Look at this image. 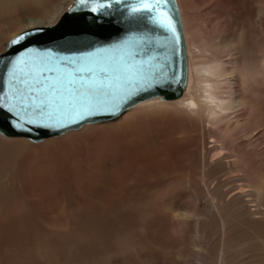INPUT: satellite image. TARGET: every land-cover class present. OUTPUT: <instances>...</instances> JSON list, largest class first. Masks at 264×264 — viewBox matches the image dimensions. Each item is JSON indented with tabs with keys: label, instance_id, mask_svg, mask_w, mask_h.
Instances as JSON below:
<instances>
[{
	"label": "rangeland",
	"instance_id": "1",
	"mask_svg": "<svg viewBox=\"0 0 264 264\" xmlns=\"http://www.w3.org/2000/svg\"><path fill=\"white\" fill-rule=\"evenodd\" d=\"M8 1L0 53L72 0ZM181 3L190 75L217 65L225 118L156 98L40 142L0 134V264H264V0Z\"/></svg>",
	"mask_w": 264,
	"mask_h": 264
},
{
	"label": "water",
	"instance_id": "2",
	"mask_svg": "<svg viewBox=\"0 0 264 264\" xmlns=\"http://www.w3.org/2000/svg\"><path fill=\"white\" fill-rule=\"evenodd\" d=\"M133 2L135 0H125V3ZM117 8H122V5H114L112 9H105L104 11L109 12L110 15H102L99 11L92 13L84 6L78 5L77 0H74V5L68 9L56 27L42 29L39 34L26 38L23 47L11 46V42L8 44L6 52L0 55V57L6 58L0 60V105H3L0 108L1 135L11 138L23 137L33 142H40L70 130H78L87 124L115 120L134 107L129 104L115 115L101 114L89 117L82 121L81 125L72 124L69 127H57L54 121H50L48 122L50 126L47 128L25 125L24 131L14 130L10 126L13 117L8 112V104L10 99L15 101V84L8 75V69H11L12 66L8 65V69H6L5 65L7 60L15 58L17 53L25 57L24 62L17 68L19 76L29 73L38 74L46 68H51L56 71L45 73L50 79L55 80L57 75L67 79L69 72L66 67L67 62L60 58L67 57L69 60L75 61L76 65L85 68L115 67L122 63V58L126 57L132 38L147 32L160 41H168L169 43L167 47L153 49L151 56L154 59L151 60V66L145 67L144 71L149 74L152 72L164 73L168 79L166 82L165 78L161 77L157 84L135 98V105L151 98L160 97L163 100H177L183 96L187 82V79L185 82L183 78L184 60L185 56L187 60V52L176 1L169 0V8L172 9L169 15L172 16L173 22L176 24L177 35L182 32V39L174 45L171 43L172 37L169 32L153 27L151 23L142 18L132 19L129 17L126 19L127 11H117ZM70 9L77 10L70 11ZM49 51L53 53L52 59L39 55ZM30 52L37 54L30 55ZM148 59V56L137 57L135 63L139 64L142 60ZM174 71L178 73V82L171 81ZM83 75L87 78L88 74L84 73ZM29 127H31V131L27 130Z\"/></svg>",
	"mask_w": 264,
	"mask_h": 264
},
{
	"label": "snow or ice",
	"instance_id": "3",
	"mask_svg": "<svg viewBox=\"0 0 264 264\" xmlns=\"http://www.w3.org/2000/svg\"><path fill=\"white\" fill-rule=\"evenodd\" d=\"M78 5L92 13L101 12L102 15H110L105 9H112L114 5H122L117 11H127L126 19L142 18L153 25L171 34V43L174 45L182 39V32L177 35L176 24L169 12V0H135L133 3H125V0H77ZM77 9H70L76 11ZM42 31L35 28L30 32H24L11 41V46L23 47L26 38L35 36ZM168 41H160L147 32L133 37L129 44V51L122 63L118 66H102L98 68H85L76 65L75 61L67 57L66 67L69 69L67 79L57 75L55 80L50 79L46 72L56 71L46 68L38 74H25L19 76L17 68L25 60V57L17 56L7 60L5 68L8 69L9 79L15 84V101L11 99L8 104V112L13 117L10 126L17 131H24L25 125L47 128L50 121H54L57 127H69L72 124L81 125L82 121L89 117L101 114L115 115L131 104L141 93L149 90L157 84L161 77H167L164 73L144 71L151 66V56L154 48L167 47ZM36 55L37 53H29ZM47 59L53 58L52 52L39 54ZM148 56V60L135 63L137 57ZM6 58L0 57V60ZM84 73H87V78ZM184 80L187 79V60H184ZM171 81L178 82V73L173 72ZM143 103V101H141ZM3 105H0L2 108ZM31 131V127L27 129Z\"/></svg>",
	"mask_w": 264,
	"mask_h": 264
},
{
	"label": "bare ground",
	"instance_id": "4",
	"mask_svg": "<svg viewBox=\"0 0 264 264\" xmlns=\"http://www.w3.org/2000/svg\"><path fill=\"white\" fill-rule=\"evenodd\" d=\"M8 1V0H7ZM6 0H0V12H2L3 10H5L7 8V2ZM49 0H46V2ZM68 1V0H66ZM176 1V4L178 6V10H179V14H180V19L182 22V26H183V31H184V38H185V45H186V52H187V60H188V71H187V82H186V86L184 89V94L181 98L177 99V100H163L160 97H157V99H160L161 101H163V104L166 105H185V110H187L188 112H195V109L200 110V113H206V119L209 122H216L221 123V121L225 118L223 115L224 111H227L229 108L226 107L224 104V101H226L225 98L223 97H219L217 95V93L215 92V90H211L212 88V79L210 78V76H212L211 70L215 69L217 67L216 64H211V65H207V68H203V69H198L196 68V65L193 63L192 68L190 69L192 72H194L193 75H190V71H189V58L192 59V53L188 54V43H187V37H186V31H185V27L183 24V20H182V15L180 12V9L182 8V3L181 0H179V5H178V1ZM208 1V0H206ZM9 2V1H8ZM69 4V3H68ZM74 5V0L71 1V3L69 4V6L67 7V9L61 12H58L57 10L55 11L54 15L51 18L48 19H43V18H29L26 20V22L22 25V27L20 29H18V33L16 35H14L12 37V40L16 37H18L19 35L23 34L24 32H28L30 30H34L35 28H41V29H45V28H54L56 27L59 22L61 21L62 17L65 15V13L68 11V9L70 7H72ZM6 12V11H4ZM0 15H2V13H0ZM3 21V20H1ZM10 40L7 43L8 44L12 41ZM7 46L4 52L0 53V55L4 54L7 50ZM197 48V47H196ZM197 57V54H196ZM199 72V75L196 73ZM201 72L203 74H201ZM207 74V75H205ZM186 97V98H185ZM156 98H151L148 100L143 101V103H146L148 101H152V100H157ZM187 101V102H186ZM143 103H139V105L143 104ZM237 106L241 107L242 106V102L239 100L236 102ZM7 138H11V137H7ZM27 139V138H23V137H19V138H12V139Z\"/></svg>",
	"mask_w": 264,
	"mask_h": 264
}]
</instances>
